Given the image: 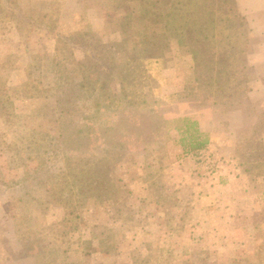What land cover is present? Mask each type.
Listing matches in <instances>:
<instances>
[{
  "label": "rangeland",
  "instance_id": "374dc122",
  "mask_svg": "<svg viewBox=\"0 0 264 264\" xmlns=\"http://www.w3.org/2000/svg\"><path fill=\"white\" fill-rule=\"evenodd\" d=\"M1 4L0 264H264V0ZM207 110L213 173L170 132ZM223 174L232 227L192 208Z\"/></svg>",
  "mask_w": 264,
  "mask_h": 264
},
{
  "label": "crops",
  "instance_id": "0c3cea01",
  "mask_svg": "<svg viewBox=\"0 0 264 264\" xmlns=\"http://www.w3.org/2000/svg\"><path fill=\"white\" fill-rule=\"evenodd\" d=\"M183 115H185L183 116L185 118H183L182 122L184 120L194 121L197 124V129L199 130V132L207 137V142L203 147H196V144H194L193 148L190 151L184 152L185 150H187V148L185 149L186 146L183 147L180 140L182 137L187 138L188 134L184 133L182 129H174L170 131L172 134L176 133L177 135H180L178 139H175L178 140L177 143L175 144H177L176 145L177 151L183 152L184 155L187 156L185 157L186 160L194 162L193 158L194 156H196L198 150L207 147L211 151H214L216 155L222 152L229 153L227 150H225V148L228 149L231 144L229 143L226 144L224 140H228L230 133L233 134L234 131L226 130L225 126L223 125L224 123L223 122L221 123V120H219L218 122L216 120V124L214 125L210 124L209 120H210V116L212 115V114L210 115V110L203 112V114H200L198 112H189ZM217 127L219 128L218 130ZM188 140L189 139H186L184 143H187ZM182 167H185L183 162L182 165H180L179 162H177L175 165L172 166V168H174V171H176L177 168L181 169ZM233 181L237 187L235 191H232L230 187ZM203 189L204 190H202V192H199L200 190H198L196 186H193L191 188V191L193 192V196L196 197L192 208H194V210L196 211L199 210L209 211L210 208L220 207L222 210H224L222 211L223 218L221 216L219 217L220 221L223 222L225 225L232 227L233 219L237 217L236 214L240 211L242 207V205L237 202V199L240 196H244V194L248 192L246 191V186L242 182H240V179L235 178L230 174L226 176L223 174L218 180L217 184H213V185L204 184ZM250 193L251 192L249 191L247 194L248 197L251 196ZM233 209L236 211L233 212ZM228 238H230V236L227 237L222 236L220 239L225 240Z\"/></svg>",
  "mask_w": 264,
  "mask_h": 264
},
{
  "label": "trees",
  "instance_id": "16d2710c",
  "mask_svg": "<svg viewBox=\"0 0 264 264\" xmlns=\"http://www.w3.org/2000/svg\"><path fill=\"white\" fill-rule=\"evenodd\" d=\"M0 11L3 12L4 15H13L14 12L13 10L8 7H3L1 4V0H0ZM146 42H150V40H145ZM179 129H182V131L184 133H187V138L186 137H182L180 142L183 145V147H185V149L187 148L186 151H190L193 148V145L196 144V147H203L205 145V143L207 142V137L204 135V137H202V134L199 132V130L197 129V124L194 121H188V120H184L183 121V126ZM186 139H189L187 141V143H184Z\"/></svg>",
  "mask_w": 264,
  "mask_h": 264
},
{
  "label": "built area",
  "instance_id": "2783aa9c",
  "mask_svg": "<svg viewBox=\"0 0 264 264\" xmlns=\"http://www.w3.org/2000/svg\"><path fill=\"white\" fill-rule=\"evenodd\" d=\"M194 161L201 165L206 173L216 172L221 167V162L215 158V154H207L206 148L198 150L194 156Z\"/></svg>",
  "mask_w": 264,
  "mask_h": 264
}]
</instances>
